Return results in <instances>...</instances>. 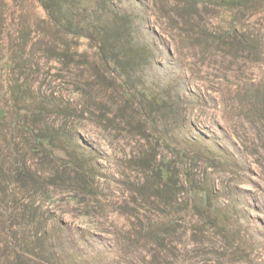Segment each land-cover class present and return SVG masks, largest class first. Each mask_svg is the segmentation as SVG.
Masks as SVG:
<instances>
[{
    "label": "rangeland",
    "instance_id": "obj_1",
    "mask_svg": "<svg viewBox=\"0 0 264 264\" xmlns=\"http://www.w3.org/2000/svg\"><path fill=\"white\" fill-rule=\"evenodd\" d=\"M0 264H264V0H0Z\"/></svg>",
    "mask_w": 264,
    "mask_h": 264
},
{
    "label": "trees",
    "instance_id": "obj_2",
    "mask_svg": "<svg viewBox=\"0 0 264 264\" xmlns=\"http://www.w3.org/2000/svg\"><path fill=\"white\" fill-rule=\"evenodd\" d=\"M67 32L70 33V34L76 35V32H73V30H67Z\"/></svg>",
    "mask_w": 264,
    "mask_h": 264
}]
</instances>
